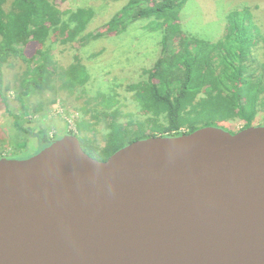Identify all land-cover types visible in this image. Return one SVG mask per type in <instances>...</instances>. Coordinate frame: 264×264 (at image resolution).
I'll use <instances>...</instances> for the list:
<instances>
[{"label":"water","instance_id":"obj_1","mask_svg":"<svg viewBox=\"0 0 264 264\" xmlns=\"http://www.w3.org/2000/svg\"><path fill=\"white\" fill-rule=\"evenodd\" d=\"M0 264H264V124L0 158Z\"/></svg>","mask_w":264,"mask_h":264},{"label":"trees","instance_id":"obj_2","mask_svg":"<svg viewBox=\"0 0 264 264\" xmlns=\"http://www.w3.org/2000/svg\"><path fill=\"white\" fill-rule=\"evenodd\" d=\"M55 1L0 0V103L8 107V92L14 87L20 104V112L11 114L17 132L10 136L15 153L22 152L33 135V116L44 115L56 102L52 91L75 89L89 78L80 55L62 68L51 47L56 42L65 47L80 43L94 11L89 7L63 11ZM185 2L125 0L101 31L87 34L94 39L120 36L141 19L146 20L143 28L161 32L159 55L149 67L140 68L142 79L126 86L137 111L111 108L115 97L100 94L110 109L94 113L84 108L75 120L76 131L63 133L76 135L90 156L104 161L135 140L191 133L204 126L235 133L254 125L257 117L264 124V18L256 13L264 12V2L253 0L230 11L224 34L214 41L183 30L179 14ZM10 58H19L26 66L13 86L6 82ZM48 92L53 95L43 100ZM97 117L106 129L104 144L99 145L92 139L100 131ZM230 121L243 125L232 131L225 125ZM38 126L34 137L42 149L56 137L49 138L46 127ZM29 156H7L0 149V158Z\"/></svg>","mask_w":264,"mask_h":264},{"label":"rangeland","instance_id":"obj_3","mask_svg":"<svg viewBox=\"0 0 264 264\" xmlns=\"http://www.w3.org/2000/svg\"><path fill=\"white\" fill-rule=\"evenodd\" d=\"M250 1L253 0H186L179 14L181 27L195 36L217 40L224 34L227 14L241 5L252 3ZM258 2L264 0H254V3ZM55 3L63 11H75L80 7H89L94 11L80 43L77 41L65 47L55 41L51 47V53L62 68L74 62L75 55H80L89 78L75 89L52 91L56 102L44 115L38 113L33 116L34 121L30 123L33 135L28 137L27 146L19 153L13 151L15 148L12 147L10 136L17 133L12 129L11 114L20 112V104L15 97L14 87L10 88L8 107L0 103V137L4 136L3 140L7 141L3 143L0 139L3 155L27 156L39 151V142L34 137L39 130L38 125L46 127L49 138L63 135L67 130L76 131L75 120L84 113V108L96 110L94 113L110 109V106L104 103L105 100L101 101L100 94L115 97L116 102L111 108L118 107L123 113L137 111L132 99L133 92L126 86L142 79L140 68L149 67L159 55L161 32L143 28L146 23L144 19L130 24L120 36H102L94 39L87 35L101 31L107 20L125 4V0H56ZM256 13L260 19L264 18L263 10H257ZM25 68L21 59L10 58L5 66L6 82L13 86ZM53 94L46 93L43 100ZM96 119L100 120V131L92 139L98 145L104 144L105 123L100 117ZM261 121V117H257L253 123L258 125ZM225 125L230 130L237 131L243 122L230 121Z\"/></svg>","mask_w":264,"mask_h":264}]
</instances>
